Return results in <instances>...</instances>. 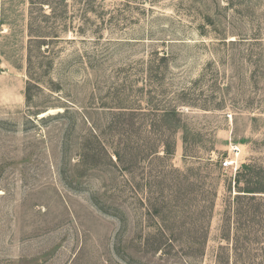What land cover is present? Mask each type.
<instances>
[{"label": "rangeland", "instance_id": "obj_1", "mask_svg": "<svg viewBox=\"0 0 264 264\" xmlns=\"http://www.w3.org/2000/svg\"><path fill=\"white\" fill-rule=\"evenodd\" d=\"M0 264H264V0H0Z\"/></svg>", "mask_w": 264, "mask_h": 264}, {"label": "built area", "instance_id": "obj_2", "mask_svg": "<svg viewBox=\"0 0 264 264\" xmlns=\"http://www.w3.org/2000/svg\"><path fill=\"white\" fill-rule=\"evenodd\" d=\"M223 167L236 170V161L230 160V158H227L223 163Z\"/></svg>", "mask_w": 264, "mask_h": 264}, {"label": "trees", "instance_id": "obj_3", "mask_svg": "<svg viewBox=\"0 0 264 264\" xmlns=\"http://www.w3.org/2000/svg\"><path fill=\"white\" fill-rule=\"evenodd\" d=\"M31 65H32V62H31V60H29V66L31 67ZM30 97L27 95V101L29 102L30 101Z\"/></svg>", "mask_w": 264, "mask_h": 264}]
</instances>
